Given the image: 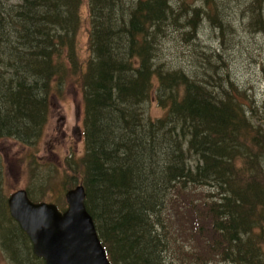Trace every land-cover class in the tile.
<instances>
[{"label": "trees", "instance_id": "trees-1", "mask_svg": "<svg viewBox=\"0 0 264 264\" xmlns=\"http://www.w3.org/2000/svg\"><path fill=\"white\" fill-rule=\"evenodd\" d=\"M256 1L252 11L263 26L264 0ZM191 2L19 0L10 6L0 0V137L33 144L52 93L77 78L84 151L67 158L60 173L54 166L46 172L59 176L60 191L83 185L110 264H171L186 218L201 223L197 233L210 234L199 247L210 251L202 264H264V98L261 110L228 73L218 76L219 67L201 74L166 67L170 26L177 30L186 21L194 28L199 10L222 22L209 0L190 17ZM84 5L89 29L82 57ZM150 101L160 115L148 113ZM49 184L28 197L46 201ZM0 206L9 220L6 201ZM14 226L19 242L8 239L10 227L0 229L3 247L18 256L13 263L28 257L44 264ZM20 242L27 257L18 254Z\"/></svg>", "mask_w": 264, "mask_h": 264}, {"label": "rangeland", "instance_id": "rangeland-1", "mask_svg": "<svg viewBox=\"0 0 264 264\" xmlns=\"http://www.w3.org/2000/svg\"><path fill=\"white\" fill-rule=\"evenodd\" d=\"M4 1L10 6L19 2V0ZM189 1L192 2L189 4L190 7L186 13L191 17L192 8L203 7L204 3L203 0ZM256 2V0H209V4L214 8L216 7L222 22L216 21L213 16L201 14V10H199L198 21H200L196 25L197 27H190L186 21L177 30H172L173 25L170 26L169 33L171 36L164 41L165 58L163 57V59L166 67L176 69L179 65L187 67V71L193 67V71L197 74H201L203 68H209L211 71L212 67H219L218 76L228 73V77L234 81L235 85L239 86L238 90L243 93L245 89L246 95L262 110L261 105L264 98V25L258 24V16L252 11ZM170 5L172 8H176L178 4L174 2ZM81 10L82 24L78 34V51L83 57L86 55L89 24L86 6L84 5ZM191 31L193 35L190 37V41L182 38V34L185 35ZM6 55L8 54H4V56ZM62 59L67 62L65 56ZM57 90L50 96V107L46 121L39 137L33 144L23 145L15 139L0 137V205L5 200L7 211V199L12 192L24 188L28 192L27 195L39 194L40 184H44L46 181L50 183L47 187L50 191L43 192L46 201L53 203L56 201L61 203L57 204L59 207L66 208L64 193L67 190L62 189L60 191L62 186L59 176L49 174L46 171L47 167L53 169L52 166H54L57 168H54L56 172L60 173L59 170H63L67 158H78L82 155L84 151L82 132L84 110L77 78L65 79ZM147 110L152 117L161 114V110L154 101L147 104ZM31 157L38 163L31 164ZM44 177L50 178L44 180ZM196 205V202L192 204V206ZM174 210L177 214L180 213L178 205L175 206ZM1 211L3 209L0 206V213ZM9 217L12 219L10 215ZM10 218L7 220L0 215V229L1 227L6 229L10 227L12 236H9L8 239L19 242L21 235L14 228V225H18V223L13 219L12 222ZM184 220L181 223L182 238L174 235L175 238L177 236L180 247L172 248L169 254L171 264H182L183 262V264H202L203 258H210L208 255L210 251L207 250L205 253V248L199 247L203 246L204 238L210 234L208 232L197 233V228L201 226L200 222L189 218ZM0 237L2 238L1 232ZM15 246L22 258L28 256L27 247L23 249L21 242L20 245L16 244ZM195 254L200 255L195 258L193 257ZM11 257L18 256L15 251L10 252L5 249L0 239V264H14ZM27 259L24 260L25 264H32V260L28 257Z\"/></svg>", "mask_w": 264, "mask_h": 264}, {"label": "water", "instance_id": "water-1", "mask_svg": "<svg viewBox=\"0 0 264 264\" xmlns=\"http://www.w3.org/2000/svg\"><path fill=\"white\" fill-rule=\"evenodd\" d=\"M66 208L52 202H34L24 188L7 199L11 217L32 244V251L45 264H110L85 207L82 184L64 193Z\"/></svg>", "mask_w": 264, "mask_h": 264}]
</instances>
